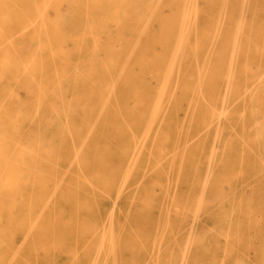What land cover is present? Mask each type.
I'll list each match as a JSON object with an SVG mask.
<instances>
[{
    "label": "bare ground",
    "instance_id": "6f19581e",
    "mask_svg": "<svg viewBox=\"0 0 264 264\" xmlns=\"http://www.w3.org/2000/svg\"><path fill=\"white\" fill-rule=\"evenodd\" d=\"M262 213L264 0H0V264H264Z\"/></svg>",
    "mask_w": 264,
    "mask_h": 264
},
{
    "label": "rangeland",
    "instance_id": "374dc122",
    "mask_svg": "<svg viewBox=\"0 0 264 264\" xmlns=\"http://www.w3.org/2000/svg\"><path fill=\"white\" fill-rule=\"evenodd\" d=\"M142 102L143 104L147 103L146 97L142 98ZM127 206L126 198L123 196L118 197L114 190L109 193L98 194L96 198L97 216L101 221L107 219L110 215L121 216ZM262 220L264 221V213H262ZM44 254L43 250H41L40 256H45Z\"/></svg>",
    "mask_w": 264,
    "mask_h": 264
}]
</instances>
